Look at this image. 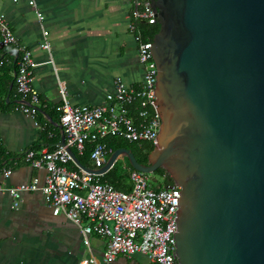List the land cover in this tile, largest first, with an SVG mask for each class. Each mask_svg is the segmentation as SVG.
<instances>
[{"label": "water", "instance_id": "obj_1", "mask_svg": "<svg viewBox=\"0 0 264 264\" xmlns=\"http://www.w3.org/2000/svg\"><path fill=\"white\" fill-rule=\"evenodd\" d=\"M148 1L161 124L147 163L119 147L93 169L67 150L99 175L124 158L169 174L178 264H264V0Z\"/></svg>", "mask_w": 264, "mask_h": 264}, {"label": "crops", "instance_id": "obj_2", "mask_svg": "<svg viewBox=\"0 0 264 264\" xmlns=\"http://www.w3.org/2000/svg\"><path fill=\"white\" fill-rule=\"evenodd\" d=\"M133 7L134 0H37L44 17L39 22L27 0H0V14L17 39L16 45L0 49V148L8 157L0 165V184L14 186L34 178L44 182L45 170L21 156L32 147L51 150L65 144L57 109L60 88L73 105H98L112 101L117 76L129 87L142 82L143 65L128 28ZM43 30L48 31V51L40 46ZM21 45L31 50L37 63L33 86L39 101L34 116L13 109ZM7 167L12 172L4 177L2 169ZM105 243V238L91 235L86 246L78 227L61 214L53 215L40 191L24 192L17 209L8 193L0 194V264H78L90 257L105 264ZM110 264L151 262L137 253L120 255Z\"/></svg>", "mask_w": 264, "mask_h": 264}, {"label": "built area", "instance_id": "obj_3", "mask_svg": "<svg viewBox=\"0 0 264 264\" xmlns=\"http://www.w3.org/2000/svg\"><path fill=\"white\" fill-rule=\"evenodd\" d=\"M17 2L18 0H12ZM39 22L43 14L37 9V0H27ZM148 0H134L130 13L129 30L137 45V58L143 65L142 82L129 87L120 76L114 81L115 91L111 102L98 105H73L60 88V124L66 142L54 149H28L21 159L37 169L45 170L44 182L34 178L14 186L0 184V194L8 193L12 207L19 208L22 194L40 191L53 215H63L78 227L83 243L89 246L91 235L105 238L102 261L114 262L118 256L145 255L151 264H178L172 235L180 188L174 184L154 187L149 173L129 170L128 191L119 190L109 182H101L95 174L79 167L67 147L82 153L85 143H93L90 152L91 167L101 168L113 149L107 145L109 138H121L130 143L148 142L154 147V138L161 124L152 91L157 70L149 52V42L135 29V21L145 19L154 23ZM41 48L50 50L48 31L43 30ZM17 39L4 14H0V49L16 45ZM14 72V110L34 116L38 112L39 95L33 86V73L37 63L32 52L20 46ZM35 125L38 123L35 121ZM115 160L110 169L118 162ZM73 164L74 169L68 165ZM109 169V170H110ZM108 170V171H109ZM12 169H2L8 177ZM78 264H99L93 257L82 258Z\"/></svg>", "mask_w": 264, "mask_h": 264}, {"label": "trees", "instance_id": "obj_4", "mask_svg": "<svg viewBox=\"0 0 264 264\" xmlns=\"http://www.w3.org/2000/svg\"><path fill=\"white\" fill-rule=\"evenodd\" d=\"M135 29L141 34L144 40L152 39L153 35L159 29L158 20L157 18H155L154 23H148L145 19H138L137 21H135ZM15 99H16L15 101L18 100L16 96ZM106 142L107 145L113 149V151L119 147H127L134 154L137 161L143 164L147 163L148 154L153 149V146L148 142H143L141 144L130 143L121 138H116V137L109 138L106 140ZM92 147H93V143L91 141H87L85 143L84 150L81 154L78 153L74 148L71 149L73 154L76 156V158L79 160V162L82 165L86 167H91L90 152L92 150ZM30 149H35V148L32 147ZM7 160L8 157L0 148V165L4 161L7 162ZM117 163L108 172L100 176L99 180L101 182H109L119 190L128 191L130 189V184L128 182V174H129V170H131L132 167L128 164V161L126 159L125 162H122L120 165ZM155 173L159 174L163 180L161 185L159 186L173 183L169 174L163 168H158L155 171Z\"/></svg>", "mask_w": 264, "mask_h": 264}, {"label": "rangeland", "instance_id": "obj_5", "mask_svg": "<svg viewBox=\"0 0 264 264\" xmlns=\"http://www.w3.org/2000/svg\"><path fill=\"white\" fill-rule=\"evenodd\" d=\"M122 162H125V158L123 160L119 159L117 164L120 165ZM149 177H150V181L154 187L161 185V183L163 181L162 178L160 177V175L155 173V172L149 173Z\"/></svg>", "mask_w": 264, "mask_h": 264}]
</instances>
